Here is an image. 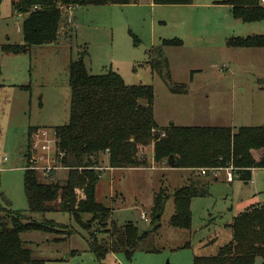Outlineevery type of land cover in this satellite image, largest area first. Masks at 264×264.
Wrapping results in <instances>:
<instances>
[{"label": "rangeland", "instance_id": "1", "mask_svg": "<svg viewBox=\"0 0 264 264\" xmlns=\"http://www.w3.org/2000/svg\"><path fill=\"white\" fill-rule=\"evenodd\" d=\"M14 1L0 0V201L10 202L15 211L29 209L24 186L29 129L37 127L53 135L57 127L69 123L70 62L85 50L91 74L115 71L129 86L153 88L154 117L160 128L264 125V47L229 45L234 38L264 36V20L236 19L230 0H193L190 5L137 0L129 5L76 7L73 16L63 9L57 42L32 46L20 54L5 50L24 45L26 16L14 13ZM164 40L181 43L165 46ZM156 48L163 50L165 63L158 59L160 65L154 68ZM143 153L147 160L143 167L104 170L96 190L97 200L112 209L108 228L131 223L140 233L147 232L131 259L125 253L109 252L103 262L98 261L89 251L86 231L59 212L27 213L37 222L54 220L75 230L70 237L63 230L23 233L21 239L34 257L46 264L63 259L72 264H194L195 257L217 255L233 239L228 225L234 218L252 204L264 202V169H256L254 182L248 184L227 182L231 168L211 170L203 180L214 179L215 173L219 180L212 182L207 195L192 200L191 229L174 228V198L158 220L153 215L155 198L172 195L194 174L171 167L166 159L156 161L153 146ZM103 160L106 168L107 158ZM67 172L56 171L54 179L38 173L51 182L65 180ZM143 213L148 220L142 219ZM93 227L98 229L96 224ZM99 240L108 238L100 235ZM72 251L79 255L71 256Z\"/></svg>", "mask_w": 264, "mask_h": 264}, {"label": "trees", "instance_id": "2", "mask_svg": "<svg viewBox=\"0 0 264 264\" xmlns=\"http://www.w3.org/2000/svg\"><path fill=\"white\" fill-rule=\"evenodd\" d=\"M193 0H153L155 5H190ZM137 0H15L13 11L26 16L22 32L23 46H6L5 50L20 54L29 47L56 43L63 20L62 7L91 5H129ZM233 15L244 23L264 20L261 0H230ZM179 40H164L163 45H179ZM229 45L242 48L264 47V36L231 39ZM163 50L152 53L153 67L164 60ZM158 54V55H157ZM85 50L69 67L72 92L70 121L55 129L61 163L67 169L65 180L44 181L32 170L31 138L39 130L29 129L28 165L24 174L27 212L11 209V204L0 201V264H46L21 239L28 231L58 234L65 231L70 237L73 227L54 220L37 222L30 214L65 213L86 231L89 251L103 262L109 252L125 253L131 259L148 234L129 223L108 228L112 209L96 197V190L104 170L137 169L146 163L144 150L153 146L154 159L160 162L174 156L173 168L193 172L187 183L172 195H157L153 207L155 220L161 218L170 198H174L175 213L171 225L177 229H191L192 200L204 197L209 186L219 177L205 182L203 169L209 171L232 167L234 181L248 184L256 169H264V125L261 127H181L174 124L160 128L154 117V90L151 86L125 83L121 75L110 71L102 75L89 72ZM155 59V58H154ZM181 92L178 88H172ZM107 167L103 168V158ZM211 175V174H208ZM207 175V176H208ZM45 179V178H44ZM160 216V217H158ZM94 224L98 229H94ZM233 239L217 255L195 257L194 264H264V202L253 204L236 216L231 224ZM227 226V227H228ZM157 227H160L159 225ZM157 229V228H156ZM93 230V231H92ZM108 240H99V236ZM79 255L72 251L71 256Z\"/></svg>", "mask_w": 264, "mask_h": 264}, {"label": "built area", "instance_id": "3", "mask_svg": "<svg viewBox=\"0 0 264 264\" xmlns=\"http://www.w3.org/2000/svg\"><path fill=\"white\" fill-rule=\"evenodd\" d=\"M264 4V0H261ZM66 12H69L71 16H73V11L75 7H62ZM31 152H32V170H35L41 173L45 178L53 177L55 178V172L58 170H67L60 161L62 157V153L58 149V140L56 136V131L53 132V135L45 129L38 130L32 135L31 138ZM60 156V158H59ZM229 170L227 174V182H234L233 168ZM229 169V168H227ZM215 170V169H213ZM207 169H203L201 171V175L207 174ZM216 171V170H215ZM219 171V170H217ZM215 177H218L217 173H215ZM47 179V178H46ZM251 182H254L251 180ZM142 218L144 220L147 219L146 213L142 214Z\"/></svg>", "mask_w": 264, "mask_h": 264}, {"label": "crops", "instance_id": "4", "mask_svg": "<svg viewBox=\"0 0 264 264\" xmlns=\"http://www.w3.org/2000/svg\"><path fill=\"white\" fill-rule=\"evenodd\" d=\"M37 128V127H36ZM109 171H112V172H114L115 170H112V169H108ZM116 171H118V170H116ZM120 171V170H119ZM254 174V173H253ZM259 204H261V203H259ZM253 205V204H252ZM143 219V218H142ZM66 261H68V260H65V259H63V260H58V261H55L56 263L55 264H64V263H66V264H72L71 262H66ZM61 262H63V263H61Z\"/></svg>", "mask_w": 264, "mask_h": 264}, {"label": "water", "instance_id": "5", "mask_svg": "<svg viewBox=\"0 0 264 264\" xmlns=\"http://www.w3.org/2000/svg\"><path fill=\"white\" fill-rule=\"evenodd\" d=\"M176 164V161H175V158L174 156H171L169 159H168V165H170L171 167L174 166ZM160 217V216H158Z\"/></svg>", "mask_w": 264, "mask_h": 264}]
</instances>
